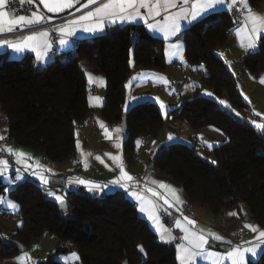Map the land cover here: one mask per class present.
Segmentation results:
<instances>
[{
    "label": "trees",
    "instance_id": "obj_1",
    "mask_svg": "<svg viewBox=\"0 0 264 264\" xmlns=\"http://www.w3.org/2000/svg\"><path fill=\"white\" fill-rule=\"evenodd\" d=\"M234 21L230 11L216 12L186 29L183 39L188 63L205 62L202 84L218 97L227 95L231 109L237 112L250 109V104L238 87V76L217 53L227 44ZM165 46L164 40L152 36L143 25H112L105 34L80 41L69 56H56L40 72L33 55L9 59L0 54V103L10 136L16 144L38 151L52 162L63 163L76 156L78 123L91 114L84 62L106 77L102 116L108 124H119L128 97L130 62L165 69ZM243 66L256 76L264 74V36ZM231 109L197 91L186 97L172 112L195 128L216 126L227 139L212 150L215 164L203 158L195 145L176 141L160 149L156 166L183 187L188 202L215 215L227 209L243 214L242 206L248 204L256 223L264 227V134L252 124L238 122ZM164 124L165 116L156 102L137 103L128 115L125 154L133 155L138 139L145 134L156 136ZM5 189L0 183V192ZM7 194L20 205L23 220L12 240L25 244L26 250L34 240L50 233L74 245L81 264H121L125 258L129 264H178L174 245L158 238L122 191L107 193L102 199L92 197L84 188L69 192V211L76 215L75 221L65 219L58 202L32 181L20 183ZM2 238L0 235V258L22 253ZM68 248L66 243L60 244L38 264H64L57 255ZM249 264H264V253Z\"/></svg>",
    "mask_w": 264,
    "mask_h": 264
},
{
    "label": "crops",
    "instance_id": "obj_2",
    "mask_svg": "<svg viewBox=\"0 0 264 264\" xmlns=\"http://www.w3.org/2000/svg\"><path fill=\"white\" fill-rule=\"evenodd\" d=\"M34 1L39 5L38 12H43L46 15L53 17V19L49 21V25L61 24L64 20L72 18L73 13L78 16L81 14V12L88 10V9H82L81 12H76L75 8H73V9H66L63 13H47V9L44 8L42 4H39L38 0H34ZM248 4H249V7H251L257 13L264 14V0L257 2L255 4H251L250 1L248 0ZM77 7H79V5H77ZM91 7H94V6H90V8ZM3 10L8 11L10 15L12 16L24 15V14L18 13L15 9L7 8V6ZM223 10H226V9L221 8V9H218L217 12H220ZM195 23L196 22H194L193 24ZM49 25H42V27H48ZM116 25H119V26L143 25L152 36L162 39L166 42V46H165V57H166V62H167L166 68L165 69L144 68V67L137 65L135 60H132L131 61V75L129 76V79L127 81L128 97L129 98L130 97H143L144 98L140 100L130 99L132 103L154 101L159 105V102L162 101L165 105L169 106L166 112L164 110H161L163 115L165 116V124L163 128L156 136L151 135L152 138L156 140V144L152 145L150 141L151 139H147L145 135H143L138 139L140 143L137 144L135 153L131 156H127L125 154L124 142H125L126 132L123 131L121 123L108 124L102 116V108L104 106L105 98H106L107 79L104 75L94 71L90 63L84 62V67L86 68L88 72L92 73L96 77H102L104 80V84L103 86H101L98 82L94 84L89 83L88 78H87L88 85H89V94H88L89 105L91 108V114H94L97 119L98 130H96L93 126L86 125L84 121L79 122L77 126V132L79 134L77 138V141H79V148L77 147V155L63 163L52 162L45 155L31 148L21 146L18 144L13 146L12 147L13 149H22L24 152L28 153L32 157V159L27 161L28 164L32 165V167L29 169H25L22 164H19V165L16 164L15 157L13 156V162H9L10 170L7 175V178L0 177V183L6 185V189H5L6 191L0 192V197H4L8 200H11L17 203L16 201H14L12 198L8 196L7 191L16 187L20 183H23L25 181H32L36 184L43 186L45 189L49 188L52 190H56L58 194H61V190H62L63 194H65V200H70L68 194L71 191H67L65 187L60 184L52 183L53 179L59 178L62 176H68V177H79L81 179H86V180L93 181L99 184L109 183L111 180L115 179L120 174L119 169L116 167L115 163L111 161L108 156L105 155V153H111L113 155L120 156L121 160L124 163L125 170L128 171L129 174L132 175L136 180L140 181L141 187L146 183L147 179H156L158 181H162L163 183L171 185L175 187L176 189H178L179 195L181 199L184 201V204L180 206V211L183 212L184 215H187L190 218L195 219L198 225L212 229L216 231L217 234L224 235L226 238L232 241L233 246L235 245H243L246 247L250 246V245L243 244V242L245 241H252L253 244H255V240H256V236L258 235V232L253 233L250 228L245 227L246 224H251L252 226L257 227L260 230H264V227L259 226L255 220L247 221L244 217V214H241L239 211L234 210V209L223 210L220 214L215 215L208 208L202 207L199 205H194V204H192V213H188L186 210V205L189 202L187 200L183 187L177 184L170 176L162 173L157 168L156 162L153 165L154 160L158 152L160 151V149L176 141H181V142L188 143L190 145H195L198 149V153L203 158L212 161L214 160V155L212 153L213 148L224 143L227 139L225 134L216 126L211 125L207 127L195 128L190 124L188 120L181 118L178 114L172 112L175 108L180 107L183 104L186 97L192 96L196 91L199 92L200 95H203L209 99H213L217 101L216 98H219V99L226 100L227 103L230 104V101L227 95L218 97L217 94L212 89L202 84L203 76L206 74L205 69L194 71V73L189 76L188 81L184 84L183 89H182V94L179 97V99L175 101L173 98L174 92L170 89V86L181 75L180 71L174 65L175 62L181 61L182 64L185 66V68H188L191 66L192 69L198 68V66L200 65V64L191 65L188 63L186 59V43L183 39V32L186 29L190 28L192 25L183 26L181 32L178 34V36L180 37L179 41L175 37L171 39H167V40L164 39L162 34L153 33L150 30H148L146 25L143 24V22L124 23V24H116ZM109 26H112V25H107L106 30L103 34L106 33ZM27 31H28L27 29H24L25 33H27ZM19 36H20L19 32L4 33V34H0V40L2 39L15 40L19 38ZM262 36H264V34H261L260 39L257 42V48L259 46ZM93 38L95 37L90 34L78 32L75 37L71 38L69 46L61 48L58 45V39H55L52 34L53 50L54 49L56 50L57 52L56 56L66 57V56H69L75 50L76 42H80L83 40H89ZM177 42L182 43L183 45L182 52H181L183 59H180L179 57H174L169 53L170 45L177 43ZM248 52H245V50L242 47H240L238 43V37L235 35L234 32L229 37L227 44L224 47L217 49V53L224 54L222 58L224 59L226 63L231 62V67L229 69L238 76L239 78L238 86H239V89L243 97L245 98L246 96L248 98V100H246L247 102L251 101V103L248 102L250 104V109L238 110L237 112H239L240 115H242L245 112H251L253 114L254 112L260 113L259 117L264 119V84H261L259 82L260 78L264 77V74L260 76H256L252 74L249 70H247L243 65L239 69L236 68V62H238L240 55L248 53ZM0 54H6L9 59H21L25 57L26 55H33L35 57V53L33 52L26 51L24 53H16L12 49L7 48V47L0 48ZM56 56L51 55V52H50L49 59L45 63H42L41 66H43L44 68L47 67L53 61H55ZM36 65H38L37 61H36ZM139 74H143V75H139ZM134 76L137 77L136 80H132V77ZM130 80L132 81L131 86H129ZM165 81H168L169 83H165ZM189 86H194V87H189ZM94 88H98V91L95 92ZM205 90H207L208 92H212L214 96L210 97L206 95ZM91 97H99L100 99L98 101L91 100L90 99ZM156 97L159 98V101L155 99ZM4 117H5V112L0 103V134L6 137V136H10V124L9 122H6L4 120ZM101 122H103V124L105 125V128L111 134L112 136L111 139H108L105 136V128L100 127ZM116 128H120L121 131L117 133L115 131ZM216 129H218L219 131H216ZM169 133H172L173 136L177 138L172 141H168ZM118 136L120 138L119 142L121 144L120 149H116L114 147V144L117 142ZM200 136H203L204 140H207L209 143H212L213 146L211 149L205 146L204 140L199 139ZM81 152L92 153V155L87 157V159L85 160L83 157H81L80 155ZM96 156H100L103 159L104 163H101L99 160L95 159ZM0 158H5V157H0ZM37 163H39L40 165L46 166L48 168H51L52 171L57 174L53 176L51 173H44L50 179V183L48 185H43L42 182L35 175L32 174L34 171H41V169L36 168ZM85 164H87V166H85ZM105 165H107V167ZM78 167H81V170H82L81 173L76 172ZM92 168L94 169V172L91 170ZM16 169L20 170V175L23 177V179L20 181H17L15 184H12L10 183V180L15 176ZM78 186H79V189L86 188L84 185H78ZM149 186H152V185H149ZM118 190L124 192V194L135 203L139 214L145 220H147L150 227L153 229V231L158 236L157 230L153 226L152 222L147 219V215L139 211V202L136 201L134 197L130 196L127 192H125L123 189L119 187L112 188L111 190L105 189L104 191L107 194V193H112ZM157 190L162 195L164 194L163 189L157 188ZM146 195L150 196L151 194L146 193ZM48 197L50 199L55 200L53 197H50V196ZM153 199H156V198H153ZM158 203L163 204V201H158ZM2 206L7 211L10 212L11 218L7 220V219L0 217V235L6 238L12 239V236L18 231V228L21 226V222L23 221L22 217L19 214L20 207L18 211H14L10 208H6L4 205ZM164 207H167V205H165ZM169 212L172 214V216L179 215V213L175 211V208H170ZM229 212H236L237 215L229 216L227 215V213ZM159 214L161 216V222L166 227H169L173 230V235H177V233H178L177 236L182 235V232L179 229H175L174 225L172 224L171 222L172 216L165 215V213L162 210L160 211ZM237 230H241L242 232L246 234L247 237L244 241H239V239L237 238V235H236ZM45 234H46V236L44 237L45 242L40 247L41 249L39 248L37 249L36 256L34 257V262L27 261V264H38L40 261L47 259L48 256L54 252L53 248H50L48 246V243H46L54 235L50 233H45ZM57 239H58L57 244L59 247V245L62 244V241L59 238ZM65 243L68 245V247H71V244L69 242H65ZM167 243L172 244V245L175 244V248H176L175 241L167 242ZM209 243L211 244L213 242L210 240ZM217 245H220V244L216 243L213 250H218V251L223 252L224 249L217 247ZM41 250L44 252V256H42L43 252ZM257 253L258 254L256 257L249 258L250 254L246 256V264H249V262L252 260L253 261L257 260L262 254L260 253L259 249H257ZM20 255L21 254L13 258L4 259L3 263H0V264H19V262L15 258ZM177 256H178V253L176 249V257ZM177 263L179 264L178 258H177ZM76 264H81L80 256ZM197 264H209V262L203 259H199Z\"/></svg>",
    "mask_w": 264,
    "mask_h": 264
},
{
    "label": "snow or ice",
    "instance_id": "obj_3",
    "mask_svg": "<svg viewBox=\"0 0 264 264\" xmlns=\"http://www.w3.org/2000/svg\"><path fill=\"white\" fill-rule=\"evenodd\" d=\"M16 2V0H11ZM34 0H27V3L31 5ZM39 4H42L47 9V13H63L66 9L75 8L76 12H81L82 9H88L81 12L80 15L72 14V18L64 20L61 24L49 25V21L53 19L52 16L46 15L43 12L31 11L30 15L12 16L8 11L3 9L10 3V0H0V34L19 32V38L2 39L0 40V48H10L16 53H24L30 51L35 53V58L38 64L45 63L49 59V53L53 51V39L52 34L58 33V45L63 48L70 45V40L75 37L78 32L87 33L94 37H98L106 30L107 25H116L124 23H136L143 22L147 29L153 33L162 34L164 39H171L175 37L178 41L180 37L178 34L181 32L184 25H192L194 22H200L207 16H211L216 13L218 9H226L229 11H235L238 15L234 23L237 25L233 31L238 37V43L245 52L249 50L257 49V42L260 39L261 34H264V14L257 13L251 7H249L248 0H38ZM19 3L23 4L24 0H19ZM79 5V7H77ZM90 6H94L91 7ZM143 10V11H142ZM159 18V19H157ZM151 21V22H150ZM42 25H49L48 27H42ZM27 29V33L24 32ZM182 43H174L169 47V53L174 57H182ZM220 57H223V53H218ZM131 63V62H130ZM228 67H231V62H227ZM134 66V65H133ZM204 65L201 64L198 68L193 70H203ZM82 71L87 76L89 83H99L101 86L104 84L102 77H96L92 73L88 72L82 66ZM143 75V74H139ZM137 77H132V80H136ZM264 84V77L259 81ZM132 81H129L131 86ZM165 83H169L165 81ZM194 87V86H189ZM239 87V86H238ZM205 94L212 97L214 94L205 90ZM91 100H99V97H91ZM133 100L144 99L143 97H130ZM159 101V98H155ZM218 103L225 108L231 109V105L226 100L216 98ZM245 100L248 98L245 96ZM251 103V101H248ZM127 105L125 106V108ZM161 110L166 112L169 106L165 105L162 101L159 102ZM235 112L234 109H231ZM236 116H240L239 112H235ZM254 115L259 116L260 113L254 112ZM75 123V121H73ZM250 123L264 134V123H258L257 120H250ZM101 128H105L103 122L100 123ZM6 131V130H5ZM115 131L119 133L120 128H116ZM216 131H219L216 129ZM105 136L111 139L112 136L105 128ZM172 133L168 135V141L176 139ZM6 137L0 134V141H4ZM119 136L117 142L114 144L116 149L121 148L119 142ZM199 139L204 140L203 136ZM140 141H137L139 144ZM155 141L153 144L155 145ZM205 146L209 149L212 148V143L204 140ZM77 147L79 148V141H77ZM0 152H7L9 155L15 157L16 164H22L25 169H29L32 165L28 164V160L32 157L24 152L22 149H13L10 146H0ZM81 157L85 160L91 156L92 153H80ZM111 161H113L116 167L119 169V175L111 180L109 183L99 184L79 177H67L52 181V183H58L67 186L84 185L91 193L99 194L104 192L105 189L111 190L112 188L119 187L127 192L130 196L134 197L139 202V211L147 215V219L152 222L153 226L157 230L159 239L163 242H176V249L178 253L179 264H197L199 259H203L209 262V264H246V256L256 257L257 249L260 253H264V230H260L251 224H246V228H250L253 233H257L255 244L252 241H245L243 245H232V241L226 238L224 235L217 234L216 231L200 226L195 219L184 215L180 211V206L184 204V201L179 195L178 189L165 184L162 181L156 179H147L146 183L141 187L140 181L136 180L128 171L125 170L123 161L119 155H113L111 153H105ZM95 159L104 163L100 156H96ZM215 164L216 161H211ZM87 166V164H85ZM107 167V165H105ZM36 168L41 171H34L35 175L43 185H48L50 179L44 173H51L53 176L57 175L51 168L36 164ZM10 170L9 160L0 158V177L7 178ZM20 170L16 169L15 176L10 180V183L15 184L17 181L22 180ZM152 185V186H149ZM163 189L162 195L158 190ZM48 196L53 197L55 201L59 203L61 208L67 214V205L65 200V194L61 190V194H58L56 190L46 188ZM146 193H150L148 196ZM156 198V199H153ZM158 201H163V204H159ZM0 205H4L6 208H10L14 211H18L19 204L8 200L4 197H0ZM167 205V207H164ZM170 208H175V211L179 213L178 216H172L169 212ZM163 211L165 215L172 216V224L175 229H179L182 235H173V230L166 227L161 222L160 211ZM229 216H236V212L227 213ZM22 225V222H21ZM213 243H209V241ZM216 243H219L221 247H224V251L213 250ZM22 248V246H21ZM139 251L144 253V248L139 246ZM73 260L78 261L79 256L76 253L71 254ZM146 255V253H145ZM19 264H27V261L31 259L27 251H23V254L15 258ZM67 261V257L63 258Z\"/></svg>",
    "mask_w": 264,
    "mask_h": 264
},
{
    "label": "built area",
    "instance_id": "obj_4",
    "mask_svg": "<svg viewBox=\"0 0 264 264\" xmlns=\"http://www.w3.org/2000/svg\"><path fill=\"white\" fill-rule=\"evenodd\" d=\"M7 8H11V9H15L18 13L24 14V15H30L31 11H39V5L34 1L31 5H29L27 3V0H24V3L21 4L19 3V0H16V2H11L7 5ZM231 15L234 17V19L236 20L237 18V13L235 11H230ZM237 25L234 23V26L232 29H234ZM231 29V30H232ZM228 31V37H230L233 34V31ZM53 37L55 39H58V34L57 33H53ZM79 44V42H76V46ZM56 50L54 49L51 52V55L56 56ZM254 53V50H250L248 53L245 54H241L239 57L238 62H236V68H240L244 62L246 57L249 54ZM203 64L205 65L204 61H201L200 65ZM175 67L180 71L181 75L180 77L171 84L170 89L174 92L173 98L176 101L177 99H179V97L182 94V89L184 84L188 81L189 76L192 75L194 73V70L192 69V67H188L185 68V66L182 64L181 61H176L175 62ZM94 91L97 92L98 88H94ZM243 119L245 120L246 123H250V120H257L258 123H264V119L260 118L259 116L254 115L251 112H245L242 114ZM4 120L6 122L8 121L7 116L5 115ZM84 123L86 125H90L93 126L96 130H98V125H97V119L95 117L94 114H89L88 116H86L84 118ZM145 137L147 139H151V144H153V141L156 142V140L154 138H152V136L150 134H145ZM156 144V143H155ZM16 145V140L14 137L12 136H6V139L4 141H0V146H10L13 147ZM0 157H5L6 159L9 160V162H13V156L9 155L7 152H0ZM94 172V169H91ZM186 210L188 213H192V203H188L186 205ZM0 217L9 220L11 218V214L9 211H7L2 205H0ZM178 235V233H177ZM237 238L239 239V241H244L246 239V234L244 232H242L241 230H237L236 232ZM65 242H62V244H64ZM4 259L0 258V263H3Z\"/></svg>",
    "mask_w": 264,
    "mask_h": 264
},
{
    "label": "water",
    "instance_id": "obj_5",
    "mask_svg": "<svg viewBox=\"0 0 264 264\" xmlns=\"http://www.w3.org/2000/svg\"><path fill=\"white\" fill-rule=\"evenodd\" d=\"M44 69H45V68H44L43 66H41V64H38V65H37V71H38V72H40V71H42V70H44ZM139 103H141V102H139ZM126 105H127V107L125 108ZM135 105H137V103H132V102L130 101V98H129V97L126 98V102H125V105H124V117H123V120H122V123H121L122 129H123L124 132H126L127 129H128V115H129L130 111L132 110V108H133ZM234 117H235V119H236L238 122L245 123V120L243 119L242 115H240V116H236V115H235ZM75 136H76V138H78V136H79V134H78L77 131H76ZM78 159H79V157H78ZM156 160H157V158H155L153 165L155 164ZM76 172H77V173H81V172H82L81 167H78ZM67 177H68V176H62V177H59V178H55V179H53V181L60 180V179H65V178H67ZM57 184H58V183H57ZM60 185H61V184H60ZM63 186L65 187V189H66L67 191H77V190L79 189V186H67V185H63ZM85 190H86V191H87L92 197H94V198L102 199V198H104V197L106 196L105 191L102 192V193H99V194H95V195H94L93 193L89 192V191L87 190V188H85ZM58 204H59V203H58ZM66 205H67V214H65L64 210H63V209L61 208V206L59 205V206H60V209H61V211H62V213H63L64 218L67 219V220L75 221V220L77 219L76 215L69 211L70 200H66ZM242 210H243L244 217H245V219H246L247 221H252V220H254V215H253V213L251 212V210H250L248 204H243V206H242ZM2 241H3V243H5V244H11V245H13V246L16 247L20 252L25 251L26 248H27L26 245L23 244L22 242H20V241H18V240H12L11 238L3 237V238H2ZM173 245H174V247H175V244H173ZM21 246H22V248H21ZM217 247H220L221 249H224V247H221L220 245H217ZM121 264H129V259H128V258H125V260H124Z\"/></svg>",
    "mask_w": 264,
    "mask_h": 264
},
{
    "label": "rangeland",
    "instance_id": "obj_6",
    "mask_svg": "<svg viewBox=\"0 0 264 264\" xmlns=\"http://www.w3.org/2000/svg\"><path fill=\"white\" fill-rule=\"evenodd\" d=\"M214 160H212V161H214ZM45 236H46V234H44L41 238H38V239L34 240L33 243L31 244V246L26 250L28 252L29 256L31 257V259L28 260V261L34 262V257L36 256L37 249L38 248L41 249L40 247L45 242V240H44V237ZM57 240L58 239L53 236V237H51V239L48 242H46V243H48V246L50 248H53V251H55L57 249V247H58ZM72 253H76L79 256L78 249L74 245H71V247L68 248V251L67 252L58 254L57 255V259L58 260L61 259L60 261L61 262L63 261V263H66V264L67 263H69V264H76L77 261L76 260H73V257L71 255ZM22 254H23V252L21 253V255ZM42 256H44V252L42 253ZM64 257H67V261H65L63 259Z\"/></svg>",
    "mask_w": 264,
    "mask_h": 264
}]
</instances>
